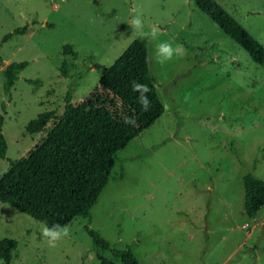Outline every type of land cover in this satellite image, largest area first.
<instances>
[{
  "label": "rangeland",
  "instance_id": "rangeland-1",
  "mask_svg": "<svg viewBox=\"0 0 264 264\" xmlns=\"http://www.w3.org/2000/svg\"><path fill=\"white\" fill-rule=\"evenodd\" d=\"M216 1L264 48V0ZM136 13L145 32L160 29L155 41L145 39L162 115L114 155L90 220L75 217L70 237L57 247L43 241L40 223L0 203V240L16 241L10 264H99L96 254L117 261L92 246L85 226L111 247H130L140 264H264V205L255 218L246 216L242 184L247 173L264 181V64L254 63L194 0H0L7 145L0 176L8 160L43 137L27 131L30 120L60 114L66 93L73 103L89 99L100 71L141 39L130 29ZM24 25V34L1 43ZM160 41L183 45L186 54L160 64ZM66 44L77 59L62 53ZM12 62L27 65L6 94L1 70Z\"/></svg>",
  "mask_w": 264,
  "mask_h": 264
},
{
  "label": "trees",
  "instance_id": "trees-1",
  "mask_svg": "<svg viewBox=\"0 0 264 264\" xmlns=\"http://www.w3.org/2000/svg\"><path fill=\"white\" fill-rule=\"evenodd\" d=\"M194 4L254 63L264 64V48L216 0H194ZM26 29L27 25L15 28L3 36L1 43L24 34ZM147 52V40L134 39L109 67L100 71L89 99L73 103L71 95L66 93L60 114L45 111L28 122V132H44V135L25 156L8 160L0 176L1 204L36 222H46L49 227L69 225L79 216L90 220L91 208L110 178L114 155L164 111L156 94L157 80L149 69ZM62 53L78 58L68 44L62 47ZM26 65V62H12L1 70L6 94ZM59 69L66 75L67 63L63 61ZM133 81L152 89L148 94L151 108L147 112L141 110L137 93L132 91ZM126 116L135 117L136 125L125 124ZM2 120L0 115V158L5 159L7 145ZM122 178L120 173L114 180ZM242 184L244 213L255 218L264 205V181L247 173ZM85 231L92 246L109 252L117 260L96 254L99 264H140L130 247H111L97 231L87 226ZM15 248L14 239L0 240L1 264H10Z\"/></svg>",
  "mask_w": 264,
  "mask_h": 264
},
{
  "label": "clouds",
  "instance_id": "clouds-1",
  "mask_svg": "<svg viewBox=\"0 0 264 264\" xmlns=\"http://www.w3.org/2000/svg\"><path fill=\"white\" fill-rule=\"evenodd\" d=\"M144 19L142 14L136 13L130 20L131 33L141 39H150L155 41L160 35V29L156 25L150 26V31H144ZM186 54V50L183 45H175L172 42L160 41L155 46V56L157 62L160 64L167 63L173 59L174 56H182ZM132 91L137 93V101L142 111L147 112L151 108V100L149 99V93L152 89L143 83L136 81L132 82ZM124 123L129 125H136L137 121L135 117L126 116ZM41 227V237L46 242L49 248H55L62 240L70 237L71 230L68 225L53 224L51 227L46 222H38Z\"/></svg>",
  "mask_w": 264,
  "mask_h": 264
}]
</instances>
